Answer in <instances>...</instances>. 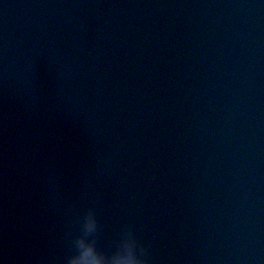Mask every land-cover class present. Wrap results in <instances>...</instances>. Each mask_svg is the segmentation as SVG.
Listing matches in <instances>:
<instances>
[{"label":"water","instance_id":"95a60500","mask_svg":"<svg viewBox=\"0 0 264 264\" xmlns=\"http://www.w3.org/2000/svg\"><path fill=\"white\" fill-rule=\"evenodd\" d=\"M90 207L105 250L264 264V0H0V264Z\"/></svg>","mask_w":264,"mask_h":264},{"label":"clouds","instance_id":"9594fccd","mask_svg":"<svg viewBox=\"0 0 264 264\" xmlns=\"http://www.w3.org/2000/svg\"><path fill=\"white\" fill-rule=\"evenodd\" d=\"M79 233L70 237V252L63 264H152L148 246L130 225H125L107 250L99 246L100 225L94 208L79 220Z\"/></svg>","mask_w":264,"mask_h":264}]
</instances>
